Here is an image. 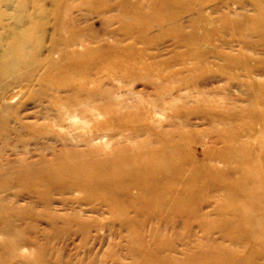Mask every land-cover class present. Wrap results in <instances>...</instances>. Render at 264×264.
Instances as JSON below:
<instances>
[{
  "label": "rangeland",
  "instance_id": "374dc122",
  "mask_svg": "<svg viewBox=\"0 0 264 264\" xmlns=\"http://www.w3.org/2000/svg\"><path fill=\"white\" fill-rule=\"evenodd\" d=\"M38 4L50 15L42 51L17 70L0 67V127L24 141L0 152V230L12 225L21 240L0 264H238L247 252L251 261L235 231L264 224V80L211 57L217 45L240 53L236 45L219 44L218 27L189 20L176 0ZM66 106L77 114L63 117ZM71 146L85 173L50 157ZM118 149L145 161L162 151L182 168L175 185L192 198L170 211L171 224L155 203L133 205L138 189L118 196L124 219L111 212L106 179ZM7 240L0 235V254Z\"/></svg>",
  "mask_w": 264,
  "mask_h": 264
},
{
  "label": "bare ground",
  "instance_id": "6f19581e",
  "mask_svg": "<svg viewBox=\"0 0 264 264\" xmlns=\"http://www.w3.org/2000/svg\"><path fill=\"white\" fill-rule=\"evenodd\" d=\"M38 2L39 0H29V2H24L23 0H0V50H5V54L0 61L2 62L0 65L2 74L17 70L20 65L27 66L36 60L38 53L42 51L43 39L46 37L44 19H48L50 15L46 13L45 7L39 6ZM176 2L179 4L182 15L189 20L196 21L198 24L204 23L209 27H218L219 31H215L216 34L213 33V35L217 38L219 44L223 45L229 42L231 46L235 44L239 49L240 53L236 52L235 54L234 51H231L232 49L224 50L221 45H217L215 55L211 56L214 60L223 62L226 66L232 64L231 62L248 66L249 73L256 75L257 79L261 78L264 80L262 71L264 66H260L264 65V62H262L264 61V0H176ZM31 4L33 6L34 4L38 5L34 14L29 12ZM81 5L89 6V2H82ZM247 31H249V34L240 33ZM212 32L208 33L205 41L211 37L210 34ZM225 39L229 40L226 41ZM69 42L70 40L68 39L64 44H70ZM55 44L53 40L51 44L53 49L56 48ZM194 45L193 43L192 46ZM205 48L208 54V48L212 49V45H208ZM242 50H249V54L242 52ZM196 52L197 50L193 53ZM256 68L258 69L255 70ZM49 71L51 72L52 69ZM77 108L79 107L66 106L60 114L63 117L75 116ZM86 114L84 113L82 116ZM54 119H59V117H54ZM15 138L16 136H13L10 130L6 129L3 131L0 127V152L7 148V144L8 147L12 146L13 148H16V144L20 145L21 139L15 140ZM23 147L24 141L20 149ZM72 149H74L72 146L57 151L50 149V157H67L62 159L60 165L66 168H76L77 166L78 169L81 168V174L85 173L87 164L82 165L77 162V157H84V153H80V151L76 153V150ZM126 150L118 149L112 153V155L117 154V156H115L116 158L113 159L111 167L108 169L109 180L106 179V181L109 183V188L107 189V198L104 200L107 202V206L112 213H116L117 217L124 219L122 215L125 214L124 211L128 207L121 203L122 201L120 202V195L125 193V196L122 195L123 199L132 200L129 191L138 189L140 196H137L136 200L134 199L133 205L141 208L140 205L155 203L153 210L156 211L157 218H161L163 223L171 224L175 217L170 214V211L178 208L182 202L190 201L192 198L190 195L180 194L178 191L179 186L175 185L176 180H181L185 177L182 176V168L177 169L176 163L171 165L167 161L169 156L164 155L162 151L156 154L152 153V158L147 161L120 159L125 157ZM44 151H48V149L44 148ZM68 151L70 153H67ZM29 152L30 150L24 151L23 154H29ZM84 152L86 153L87 150ZM171 157L177 158L175 155ZM69 158H71V161ZM241 159L244 161L245 157ZM73 160L76 162H73ZM102 162L100 161V164ZM66 163H71L72 165L69 166ZM91 165L93 166V163ZM43 172H50L53 175L54 170ZM32 175V173H29L27 177L30 178ZM230 176L231 174H227L225 177ZM187 178L192 180V173H188ZM241 186L242 184L237 182L236 188H243ZM238 201L241 206V201ZM169 204L172 206L171 208L166 207ZM117 210H119L118 214ZM141 217L138 216L137 218L140 219ZM157 218L154 217L153 219ZM125 224L127 226L130 225L128 221H125ZM229 224L231 223H226L222 226L221 231L223 233L227 232ZM247 226V224L242 222L236 223V240L240 241L239 246L241 249L246 251L249 249L254 255L250 261L249 256H247L248 252L243 254L240 256L238 264H264V224L257 229ZM0 235L8 239L4 247L6 253L0 254V259L2 263H11L12 252H15V247L21 240L18 242L15 239L16 233L12 229V225H7L0 230ZM10 237L12 241L14 239L13 242H10Z\"/></svg>",
  "mask_w": 264,
  "mask_h": 264
}]
</instances>
